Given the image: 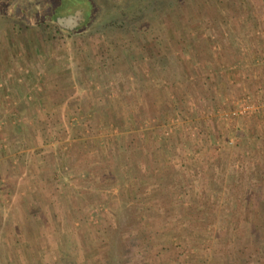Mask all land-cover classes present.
Instances as JSON below:
<instances>
[{"label": "rangeland", "instance_id": "374dc122", "mask_svg": "<svg viewBox=\"0 0 264 264\" xmlns=\"http://www.w3.org/2000/svg\"><path fill=\"white\" fill-rule=\"evenodd\" d=\"M0 264H264V0H0Z\"/></svg>", "mask_w": 264, "mask_h": 264}, {"label": "trees", "instance_id": "16d2710c", "mask_svg": "<svg viewBox=\"0 0 264 264\" xmlns=\"http://www.w3.org/2000/svg\"><path fill=\"white\" fill-rule=\"evenodd\" d=\"M91 3L92 4L89 7H88L87 3L80 5V8L78 11L73 10L70 12H66L61 19H56L54 17L52 20L47 19L46 22L48 25L54 24V26H56L59 31H62V33H65L67 35L76 34L77 32H79L81 29H83L85 27L89 28V24L91 23L92 10L94 7V3L93 2H91ZM82 8H83V10H82ZM77 12H79V14H80V21L75 22L77 20H74L72 18V16H73V14H76ZM93 21H92V23H93ZM41 22H44V21H41Z\"/></svg>", "mask_w": 264, "mask_h": 264}, {"label": "crops", "instance_id": "0c3cea01", "mask_svg": "<svg viewBox=\"0 0 264 264\" xmlns=\"http://www.w3.org/2000/svg\"><path fill=\"white\" fill-rule=\"evenodd\" d=\"M31 141V140H30ZM20 157H23L24 159L26 158V161L28 162L29 160L31 161H36L37 160V156L34 155V153L32 151H30L29 153H25V152H22L20 154Z\"/></svg>", "mask_w": 264, "mask_h": 264}]
</instances>
